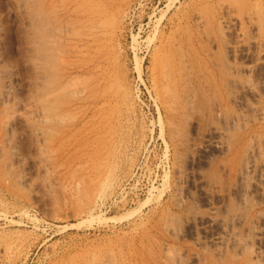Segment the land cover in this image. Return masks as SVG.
<instances>
[{"label":"rangeland","instance_id":"rangeland-1","mask_svg":"<svg viewBox=\"0 0 264 264\" xmlns=\"http://www.w3.org/2000/svg\"><path fill=\"white\" fill-rule=\"evenodd\" d=\"M0 264H264V0H0Z\"/></svg>","mask_w":264,"mask_h":264},{"label":"bare ground","instance_id":"bare-ground-1","mask_svg":"<svg viewBox=\"0 0 264 264\" xmlns=\"http://www.w3.org/2000/svg\"><path fill=\"white\" fill-rule=\"evenodd\" d=\"M243 8V7H242Z\"/></svg>","mask_w":264,"mask_h":264}]
</instances>
